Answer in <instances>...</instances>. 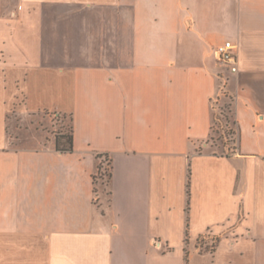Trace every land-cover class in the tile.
Instances as JSON below:
<instances>
[{
  "label": "crops",
  "instance_id": "1",
  "mask_svg": "<svg viewBox=\"0 0 264 264\" xmlns=\"http://www.w3.org/2000/svg\"><path fill=\"white\" fill-rule=\"evenodd\" d=\"M0 264H264V0H0Z\"/></svg>",
  "mask_w": 264,
  "mask_h": 264
},
{
  "label": "rangeland",
  "instance_id": "2",
  "mask_svg": "<svg viewBox=\"0 0 264 264\" xmlns=\"http://www.w3.org/2000/svg\"><path fill=\"white\" fill-rule=\"evenodd\" d=\"M219 62V61H217ZM220 63V62H219ZM225 93V83H222L220 86V90L218 94L213 100L212 105V132L208 141L211 143L215 149L222 153H230L232 152V148L234 147V136L232 134V130L234 128L232 124L233 116L230 112V99L224 96ZM227 117V118H226ZM53 117L54 122L61 127H59V131H64L66 135H69L70 132V119L68 117L63 118L61 120ZM105 170V173L108 175L110 173V163L105 162L101 165ZM105 180H108L107 178Z\"/></svg>",
  "mask_w": 264,
  "mask_h": 264
},
{
  "label": "trees",
  "instance_id": "3",
  "mask_svg": "<svg viewBox=\"0 0 264 264\" xmlns=\"http://www.w3.org/2000/svg\"><path fill=\"white\" fill-rule=\"evenodd\" d=\"M224 96H226V95L224 94ZM226 97H228L230 99V104H229L230 109L229 110L232 113V110H231V100L232 99L229 96H226ZM232 116H233V114H232ZM232 124L234 126V128L232 130V134L234 136V147H231V148H232V150H234L237 146V130H236V122H235L234 117L232 120ZM211 132H212V124H211ZM211 132H210V134H211ZM57 141H58V145L60 143V145H61L60 149H62V150H70L72 148L71 135H66L65 133H62L60 136L58 135ZM97 157L101 158L102 160L97 165V171L93 176L94 184L96 185L95 191H96V193L98 191H101L103 193L108 194V182H109V178H110V173L107 175L103 168L101 170V165L104 164L105 162L110 163V160H109L108 156L105 154L97 155ZM106 178L108 180H105Z\"/></svg>",
  "mask_w": 264,
  "mask_h": 264
},
{
  "label": "built area",
  "instance_id": "4",
  "mask_svg": "<svg viewBox=\"0 0 264 264\" xmlns=\"http://www.w3.org/2000/svg\"><path fill=\"white\" fill-rule=\"evenodd\" d=\"M235 49H236L235 44H233L231 41H225L223 43L218 44L214 50L217 60L221 64L225 65L227 69H229L231 72H236L238 70V65H237L238 58ZM205 238L206 237L204 236L200 238L198 242L199 249H202L204 247ZM153 245L158 249H162L163 247V244L159 239H154Z\"/></svg>",
  "mask_w": 264,
  "mask_h": 264
}]
</instances>
